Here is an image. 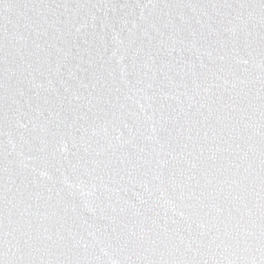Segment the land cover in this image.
<instances>
[{
    "label": "snow or ice",
    "instance_id": "1",
    "mask_svg": "<svg viewBox=\"0 0 264 264\" xmlns=\"http://www.w3.org/2000/svg\"><path fill=\"white\" fill-rule=\"evenodd\" d=\"M0 264H264V0H0Z\"/></svg>",
    "mask_w": 264,
    "mask_h": 264
}]
</instances>
